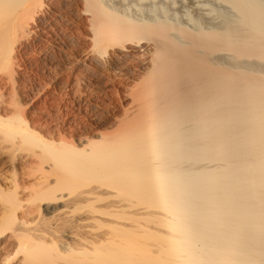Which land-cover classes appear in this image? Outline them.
Here are the masks:
<instances>
[{"label":"rangeland","instance_id":"obj_1","mask_svg":"<svg viewBox=\"0 0 264 264\" xmlns=\"http://www.w3.org/2000/svg\"><path fill=\"white\" fill-rule=\"evenodd\" d=\"M173 1L160 12L188 28L215 26L212 9L229 10ZM10 6L0 11V264H174L165 211L125 169L146 164L132 154L149 141L155 40L129 52L112 46L86 0Z\"/></svg>","mask_w":264,"mask_h":264},{"label":"bare ground","instance_id":"obj_2","mask_svg":"<svg viewBox=\"0 0 264 264\" xmlns=\"http://www.w3.org/2000/svg\"><path fill=\"white\" fill-rule=\"evenodd\" d=\"M23 1L0 0V11ZM105 1L86 3L93 24L112 46L129 52L155 40L147 87L151 124L142 132L149 141L140 155L131 153L146 164L140 170L143 162L126 156L125 162L130 165L131 159L139 169H125L130 183L142 182L152 203L165 211L168 259L264 264V0H214L229 10L212 9L220 19L207 29L175 24L162 13V0ZM188 1L197 7L209 2ZM225 55L233 68L225 65ZM21 129L35 133L26 124ZM128 146L120 149L123 156Z\"/></svg>","mask_w":264,"mask_h":264}]
</instances>
